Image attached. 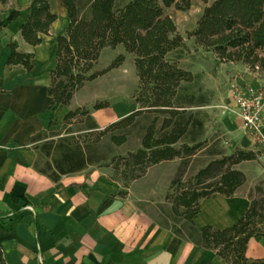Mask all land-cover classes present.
Masks as SVG:
<instances>
[{
  "label": "trees",
  "instance_id": "1",
  "mask_svg": "<svg viewBox=\"0 0 264 264\" xmlns=\"http://www.w3.org/2000/svg\"><path fill=\"white\" fill-rule=\"evenodd\" d=\"M205 4L194 30L187 35L195 44L211 52L221 64H242L251 71L264 75V0H199ZM9 0H0L6 5ZM66 10L67 25L53 39L56 46V68L51 72L48 96L53 114L58 107H68L76 93L84 86L118 69L125 61L120 55L109 68L93 72L101 53L106 48L122 46L127 54L135 57L138 89L133 97V113L107 126L103 131L92 121L90 130L98 138L111 134V141L121 146L128 140L127 131L139 120L148 119L141 138V149L124 158L127 168H137L145 173L150 167L181 160L187 162L200 152L208 150L203 140L206 123L194 109L206 104L202 96L182 93L183 84L194 82L191 71L180 67L169 55L184 47L174 20L166 13L172 7L178 11L191 8V0H61ZM28 21L20 33L28 45L42 44L41 36H49L58 16L51 11V0H32L27 8ZM20 9H12L0 22V32L16 21ZM9 67L22 66L30 74L34 68L35 54L19 52L18 43L9 44ZM5 82L0 79V93ZM110 107L109 102H98L95 111ZM90 120V111L84 107L69 111L61 125L72 124L78 117ZM49 129L30 139L39 143L52 131ZM120 131L121 134L115 132ZM56 145L60 156L47 164L41 173L53 181L62 176L86 170L93 161L80 145ZM66 143V144H65ZM53 143L44 145L46 156L51 155ZM212 160L198 171L194 183L167 195L176 217L189 223L197 242L204 248L217 251V255L231 264L249 263L246 251L251 239L264 237V196L252 195L249 210L234 226L217 230L211 226L198 229L194 218L201 212V203L215 195L233 197L246 183V175L236 169L244 162L257 161L261 152L236 148L231 155L222 150H211ZM264 154V151H263ZM260 190V189H259ZM0 264H8L0 246Z\"/></svg>",
  "mask_w": 264,
  "mask_h": 264
},
{
  "label": "crops",
  "instance_id": "2",
  "mask_svg": "<svg viewBox=\"0 0 264 264\" xmlns=\"http://www.w3.org/2000/svg\"><path fill=\"white\" fill-rule=\"evenodd\" d=\"M32 0L0 3V22L9 11L20 9L19 18L0 32V246L8 264H231L204 248L195 237L181 236L157 224L130 199L112 195L113 186L105 170L89 168L53 181L41 173L36 163V143L29 141L49 129H57L70 106H60L53 114L48 88L56 68L53 39L56 29L66 22L61 0H51V11L58 20L42 44L32 47L23 40L20 28L28 21L27 8ZM21 53L35 54L29 74L22 66H7L11 42ZM215 75L203 74L221 85L219 121L233 149L264 150V112L261 139L245 129L233 109V87L249 85L264 90V75L252 73L242 64H221L215 57ZM208 67L207 62L202 66ZM196 75L194 69H190ZM203 72V71H202ZM218 79V80H216ZM135 106V104H134ZM226 107V108H225ZM119 109V110H118ZM103 111V110H102ZM100 129L128 115L120 106L104 110ZM264 164V154L261 159ZM241 171V170H240ZM264 174V171H262ZM247 182L231 197L215 195L201 203L195 226L217 230L231 228L249 210L253 182ZM249 263L264 261V237L251 239L247 246Z\"/></svg>",
  "mask_w": 264,
  "mask_h": 264
},
{
  "label": "rangeland",
  "instance_id": "3",
  "mask_svg": "<svg viewBox=\"0 0 264 264\" xmlns=\"http://www.w3.org/2000/svg\"><path fill=\"white\" fill-rule=\"evenodd\" d=\"M204 8L205 4L201 1L191 0L189 10L178 11L172 7L166 13L174 20L178 33L184 39V47L171 53L169 60L177 61L180 67L185 70L194 69L196 73L194 82L183 84L182 93L194 94L197 97L202 96L206 102L204 106L196 108L194 111L199 112L206 123L203 140L207 139L208 141L207 151L198 153L187 162L181 160L166 162L150 167L145 173H141L137 168H127L123 159L128 157L130 153H136L141 149V138L144 128L149 123L148 119H141L130 128L127 131L128 140L121 146L111 141V134L98 138V132L103 131L106 127L104 129L99 128L98 132L89 129L92 121L95 122L93 116L96 121L101 123V117L105 114V109L103 111L93 109L98 102H109L110 107H115V109L116 106H120L121 109L128 112V115L138 109L137 106H134L133 99L138 89L135 57L127 54L124 48L119 46L116 49H104L93 72H100L109 68L120 55L125 57L122 66L93 82L87 83L75 94L71 102V111L81 107L88 109L91 116L90 120L86 116H80L72 124H62L57 129L49 131L45 139L36 143L33 148L38 153L37 169L40 171L46 169L47 164L53 165V161L60 156V152L56 148L58 143L67 140L66 143L80 145L90 160L94 162L87 169L105 170L106 177L113 186L112 195L124 199L130 198L138 208L148 213L160 226L181 236H191L189 223L173 214L172 204L167 200V195L174 194L180 187L186 188L190 183H194V177L198 171L205 168L212 160L219 158L210 155L209 151L222 150L224 154L231 155L235 150L231 147L225 130L219 121V109L222 108L219 100L221 99L220 96L225 94V85H221L211 78L206 80V76H203L206 72L211 76L215 75L216 65L209 62L214 55L196 45L194 39H190L187 35L195 29ZM66 25L67 20L64 26L63 22L60 21L56 29L62 27L64 30ZM206 62L208 67L204 70L202 66ZM250 72L259 73L251 70ZM115 133L121 134L120 131ZM49 143L54 145L51 155L48 157L43 147ZM254 150L261 152L258 160L244 162L238 165L236 169L249 176L250 182H253L254 186L252 195L255 198H260L264 196V174H262L264 164L261 162L264 150L261 147Z\"/></svg>",
  "mask_w": 264,
  "mask_h": 264
},
{
  "label": "built area",
  "instance_id": "4",
  "mask_svg": "<svg viewBox=\"0 0 264 264\" xmlns=\"http://www.w3.org/2000/svg\"><path fill=\"white\" fill-rule=\"evenodd\" d=\"M233 100V112L243 120L246 131L255 139H261L264 90L249 85L235 86Z\"/></svg>",
  "mask_w": 264,
  "mask_h": 264
}]
</instances>
